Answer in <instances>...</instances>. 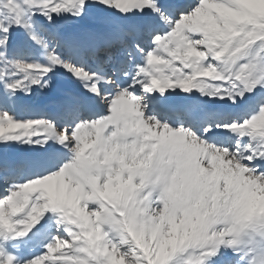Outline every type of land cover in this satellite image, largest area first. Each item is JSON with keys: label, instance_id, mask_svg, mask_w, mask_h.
Instances as JSON below:
<instances>
[{"label": "snow or ice", "instance_id": "obj_1", "mask_svg": "<svg viewBox=\"0 0 264 264\" xmlns=\"http://www.w3.org/2000/svg\"><path fill=\"white\" fill-rule=\"evenodd\" d=\"M0 264H264V0H0Z\"/></svg>", "mask_w": 264, "mask_h": 264}]
</instances>
